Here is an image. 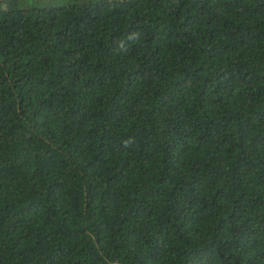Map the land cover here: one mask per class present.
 <instances>
[{
	"label": "trees",
	"instance_id": "trees-1",
	"mask_svg": "<svg viewBox=\"0 0 264 264\" xmlns=\"http://www.w3.org/2000/svg\"><path fill=\"white\" fill-rule=\"evenodd\" d=\"M0 264H264V0H0Z\"/></svg>",
	"mask_w": 264,
	"mask_h": 264
}]
</instances>
